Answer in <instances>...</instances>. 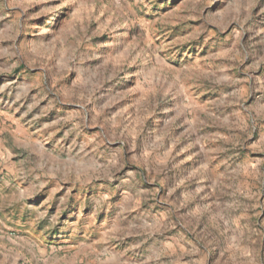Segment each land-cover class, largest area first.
<instances>
[{"label":"rangeland","instance_id":"rangeland-1","mask_svg":"<svg viewBox=\"0 0 264 264\" xmlns=\"http://www.w3.org/2000/svg\"><path fill=\"white\" fill-rule=\"evenodd\" d=\"M0 264H264V0H0Z\"/></svg>","mask_w":264,"mask_h":264}]
</instances>
